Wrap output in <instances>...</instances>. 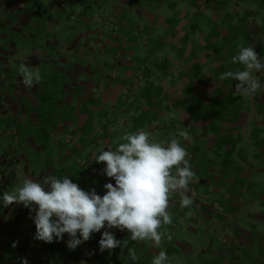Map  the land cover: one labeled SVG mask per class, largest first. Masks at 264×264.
I'll return each instance as SVG.
<instances>
[{
    "label": "crops",
    "instance_id": "obj_1",
    "mask_svg": "<svg viewBox=\"0 0 264 264\" xmlns=\"http://www.w3.org/2000/svg\"><path fill=\"white\" fill-rule=\"evenodd\" d=\"M241 44L264 60V0H0V178L12 175L9 192L52 175L102 196L115 182L87 161L140 129L162 144L187 131L180 139L196 174L190 208L170 195L161 248L112 229L136 261L126 248L100 252L102 233L86 256L67 247V234L35 240V212L12 204L0 207V264H151L160 250L169 264H264V72L251 97L221 79L241 68L232 63ZM22 63L39 69V83H22Z\"/></svg>",
    "mask_w": 264,
    "mask_h": 264
},
{
    "label": "clouds",
    "instance_id": "obj_2",
    "mask_svg": "<svg viewBox=\"0 0 264 264\" xmlns=\"http://www.w3.org/2000/svg\"><path fill=\"white\" fill-rule=\"evenodd\" d=\"M256 23L261 21L257 19ZM254 48V44L239 45L232 63L241 68L221 75V79L235 81V91L246 97L260 91L256 74L264 72V60ZM19 72L22 83L29 88L42 79L39 69L32 71L23 63ZM178 137L162 144L153 141L147 129H140L126 133L122 137L125 142L114 150H101L87 163H103L102 174L115 182L104 185L106 191L102 196L95 189L85 191L68 176L49 175L43 181L25 178L11 192L3 193V204H22L35 212V240L50 244L63 240L67 234V247L74 250L94 233H102L98 242L100 252L126 248L129 259L136 261L139 257L128 247L129 241L117 239L112 229L127 231L131 241H152L156 248H161L165 233L159 229L172 223L168 211L171 193H179L181 208H190L194 202L188 195V186L196 174L180 139L189 140L190 136L179 130ZM167 239L170 241L171 235ZM16 244L13 242L12 247ZM22 264H28L27 260L22 258ZM151 264H169L167 252L160 250Z\"/></svg>",
    "mask_w": 264,
    "mask_h": 264
},
{
    "label": "trees",
    "instance_id": "obj_3",
    "mask_svg": "<svg viewBox=\"0 0 264 264\" xmlns=\"http://www.w3.org/2000/svg\"><path fill=\"white\" fill-rule=\"evenodd\" d=\"M13 185V180H12V175L8 174L7 176H5L4 174L2 175V177L0 178V207H9L10 205L8 206H5L3 204V200H2V196H3V193L5 191H10L11 187Z\"/></svg>",
    "mask_w": 264,
    "mask_h": 264
},
{
    "label": "built area",
    "instance_id": "obj_4",
    "mask_svg": "<svg viewBox=\"0 0 264 264\" xmlns=\"http://www.w3.org/2000/svg\"><path fill=\"white\" fill-rule=\"evenodd\" d=\"M104 21H105V23H107V25H109L110 23H109V20L105 17L104 18ZM90 247H95V244H91V243H89V242H85V243H83V244H81V246H80V248H81V254L83 255V256H86L87 255V253H88V249L90 248Z\"/></svg>",
    "mask_w": 264,
    "mask_h": 264
},
{
    "label": "rangeland",
    "instance_id": "obj_5",
    "mask_svg": "<svg viewBox=\"0 0 264 264\" xmlns=\"http://www.w3.org/2000/svg\"><path fill=\"white\" fill-rule=\"evenodd\" d=\"M103 16H104V15H103ZM105 17H106V16H105ZM105 17H104V18H105ZM104 18H102V20H103V21H104ZM106 18H107V17H106ZM107 19H108V20H109V22H110V19H109V18H107ZM104 22H105V21H104Z\"/></svg>",
    "mask_w": 264,
    "mask_h": 264
}]
</instances>
